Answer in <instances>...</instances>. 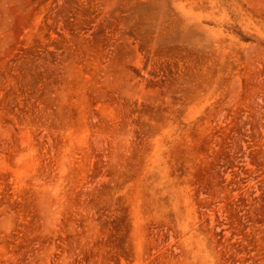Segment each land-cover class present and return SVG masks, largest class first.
<instances>
[{
    "label": "rangeland",
    "instance_id": "rangeland-1",
    "mask_svg": "<svg viewBox=\"0 0 264 264\" xmlns=\"http://www.w3.org/2000/svg\"><path fill=\"white\" fill-rule=\"evenodd\" d=\"M0 264H264V0H0Z\"/></svg>",
    "mask_w": 264,
    "mask_h": 264
}]
</instances>
